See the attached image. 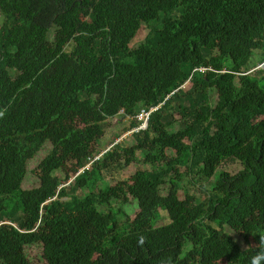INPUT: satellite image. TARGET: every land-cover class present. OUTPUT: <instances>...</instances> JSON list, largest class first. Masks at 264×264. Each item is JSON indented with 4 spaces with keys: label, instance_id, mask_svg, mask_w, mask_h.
<instances>
[{
    "label": "trees",
    "instance_id": "1",
    "mask_svg": "<svg viewBox=\"0 0 264 264\" xmlns=\"http://www.w3.org/2000/svg\"><path fill=\"white\" fill-rule=\"evenodd\" d=\"M0 13V264H251L264 247V67L251 69L264 0H0ZM157 106L132 144L93 158L109 118ZM47 142L40 184L24 189ZM65 158L72 174L59 173ZM228 160L242 169L219 168ZM140 162L131 218L130 187L105 173ZM254 214L242 244L226 227Z\"/></svg>",
    "mask_w": 264,
    "mask_h": 264
},
{
    "label": "rangeland",
    "instance_id": "2",
    "mask_svg": "<svg viewBox=\"0 0 264 264\" xmlns=\"http://www.w3.org/2000/svg\"><path fill=\"white\" fill-rule=\"evenodd\" d=\"M2 15L0 13V25H1ZM149 31V27L143 23L141 29L139 30L136 38L133 39L131 45L135 44L136 42L142 40L146 33ZM252 64L256 65L253 66L251 69L254 70L256 68H263L264 67V60L261 61L259 56H255L252 60ZM191 83L189 80L185 81L182 84L183 89H188ZM210 97L211 101L214 104L216 101L217 93L214 89H210ZM66 121L72 127L76 128L77 130H83L85 128V124H83L79 118L75 117L74 114L68 112L65 116ZM135 124V125H134ZM140 126H142V120H139V116L137 115H128V116H116L114 118L108 119V127L106 128L103 135H98L96 142L93 158L99 157L102 153H104L113 142H117L122 140L124 144H132L134 142L133 138V131H137ZM54 149V145L52 142H47L44 144L41 149L34 155L32 158L28 159L27 161V173L25 175L24 181L22 183V187L24 189L35 188L38 187L40 184V174H41V162L42 160L47 157L50 152ZM137 168L145 169L147 165L144 163H132L124 168H112L110 172L105 173V182L111 185L119 184L121 181H124L126 186L130 187V203L124 206L123 208L126 209L129 216L133 218L136 213L139 211L137 206V201L139 200L140 196H138L135 192V189L132 187L134 183V174ZM219 168H223L230 173L234 174L242 169V164L238 160H228L224 162ZM72 164L70 163L68 158H65L62 163V168L59 173L64 174L65 172H70L72 174ZM197 182L194 181L193 185L190 187V192H199L202 186H206L207 189H212L214 185V178L205 181H199L196 179ZM87 189L81 190H72L74 194H78L79 196H83L86 193ZM205 194V193H204ZM183 197V194H181ZM116 207V205H114ZM89 212L80 211L76 214V219L85 227L89 226L88 219H89ZM166 222V219L159 222V225H162ZM261 220L257 214L251 216L245 224H237L234 228L226 227L228 233L235 236L239 241L243 244L242 235L244 233V227L249 225L261 224ZM151 234L153 237L154 242H159V231L158 228H154L151 230ZM254 244V243H253ZM255 245L253 247L246 248L245 252L246 255H250ZM27 253L30 255L32 260H39L41 257V245H30L26 247Z\"/></svg>",
    "mask_w": 264,
    "mask_h": 264
},
{
    "label": "built area",
    "instance_id": "3",
    "mask_svg": "<svg viewBox=\"0 0 264 264\" xmlns=\"http://www.w3.org/2000/svg\"><path fill=\"white\" fill-rule=\"evenodd\" d=\"M202 70L203 69H206V68H201ZM182 87V86H181ZM181 87H179V88H181ZM174 92V91H173ZM158 108V106L157 107H153V108H151L149 111H146V110H144V109H142V110H140V112L138 113V116H139V120L141 121L142 120V126H140L139 128H137V129H140V128H145L146 126H147V123H148V119H149V115H150V113L153 111V110H155V109H157Z\"/></svg>",
    "mask_w": 264,
    "mask_h": 264
},
{
    "label": "clouds",
    "instance_id": "4",
    "mask_svg": "<svg viewBox=\"0 0 264 264\" xmlns=\"http://www.w3.org/2000/svg\"><path fill=\"white\" fill-rule=\"evenodd\" d=\"M111 145H113V144H111ZM259 243L262 246H264V234L260 235ZM262 260H264V247H262V249L258 252V254L256 256L252 257L251 264H261Z\"/></svg>",
    "mask_w": 264,
    "mask_h": 264
}]
</instances>
